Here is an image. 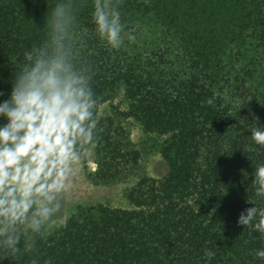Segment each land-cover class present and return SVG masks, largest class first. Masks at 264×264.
Segmentation results:
<instances>
[{"label":"trees","instance_id":"trees-1","mask_svg":"<svg viewBox=\"0 0 264 264\" xmlns=\"http://www.w3.org/2000/svg\"><path fill=\"white\" fill-rule=\"evenodd\" d=\"M56 2L0 0V87L46 39ZM74 4L78 56L102 113L87 178L109 184L137 171L141 154L127 119L162 138L167 172L139 177L125 191L128 209L78 206L18 264L34 255L41 264H264L255 257L264 238L237 223L248 200L259 204L250 185L264 163V146L249 130L264 128V0H120L136 39L115 50L95 34L92 0ZM120 91L126 109L104 114L101 106ZM205 249L215 253L211 261Z\"/></svg>","mask_w":264,"mask_h":264},{"label":"clouds","instance_id":"clouds-1","mask_svg":"<svg viewBox=\"0 0 264 264\" xmlns=\"http://www.w3.org/2000/svg\"><path fill=\"white\" fill-rule=\"evenodd\" d=\"M119 5L91 4L95 34L113 50L136 39ZM75 17L74 0H57L45 19L46 39L24 53L7 88L0 87V259L12 257L17 264L21 254L35 253L38 240L63 226L75 177L102 131L91 70L78 56ZM249 130L252 141L264 146V128ZM250 190L259 204L248 200L252 206L237 223L264 238V163L253 170ZM214 255L204 250L208 261ZM255 257L264 260V245ZM29 264H41L39 257Z\"/></svg>","mask_w":264,"mask_h":264},{"label":"rangeland","instance_id":"rangeland-1","mask_svg":"<svg viewBox=\"0 0 264 264\" xmlns=\"http://www.w3.org/2000/svg\"><path fill=\"white\" fill-rule=\"evenodd\" d=\"M126 109L127 102L124 100L122 92H118L111 102L101 106L104 114H111L113 107ZM124 126L129 136L132 146L139 150L141 158L137 171L126 180L109 184H96L90 181L86 172L95 171L94 152L85 158L81 170L74 180V189L71 193V203L64 223L67 218L76 211L78 206H89L104 204L114 208L128 209L130 207L125 197V191L132 187L141 176L160 178L167 172V165L162 159L158 145L162 138L154 134H149L133 119L124 121Z\"/></svg>","mask_w":264,"mask_h":264}]
</instances>
